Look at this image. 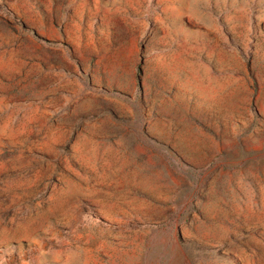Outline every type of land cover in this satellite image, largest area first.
Listing matches in <instances>:
<instances>
[{
    "label": "rangeland",
    "instance_id": "obj_1",
    "mask_svg": "<svg viewBox=\"0 0 264 264\" xmlns=\"http://www.w3.org/2000/svg\"><path fill=\"white\" fill-rule=\"evenodd\" d=\"M0 264H264V0H0Z\"/></svg>",
    "mask_w": 264,
    "mask_h": 264
}]
</instances>
